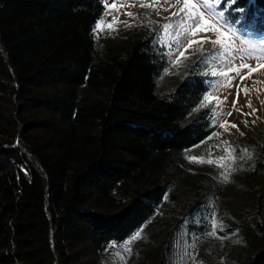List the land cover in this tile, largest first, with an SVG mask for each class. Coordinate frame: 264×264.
<instances>
[{
  "label": "trees",
  "instance_id": "16d2710c",
  "mask_svg": "<svg viewBox=\"0 0 264 264\" xmlns=\"http://www.w3.org/2000/svg\"><path fill=\"white\" fill-rule=\"evenodd\" d=\"M115 1L0 0V264H101L152 220L166 176L215 131L212 110H198L210 90L200 62L164 92L170 60L152 37L100 50L97 24ZM229 11L264 32V0ZM213 209L197 200L189 231L210 232ZM248 264H264V249Z\"/></svg>",
  "mask_w": 264,
  "mask_h": 264
},
{
  "label": "rangeland",
  "instance_id": "374dc122",
  "mask_svg": "<svg viewBox=\"0 0 264 264\" xmlns=\"http://www.w3.org/2000/svg\"><path fill=\"white\" fill-rule=\"evenodd\" d=\"M188 2L203 13V21L198 16L189 20L187 9L178 12L184 0H116L97 24L100 50L125 51L142 37H152L166 50L170 67L160 85L164 92L172 91L200 62L210 83L205 97L210 98L204 97L198 110H212L216 124L211 136L184 153V169L166 176L165 203L139 231L140 238L111 244L101 264H248L250 255L264 249L254 228L256 222L264 225V168L252 175L258 161L264 164V32L232 22L229 29L201 0ZM194 24L201 28L196 35L190 31ZM191 41L200 43L190 46ZM203 198L214 206L210 232L215 235L196 236L187 227L192 217L188 210ZM229 228L234 236L218 233Z\"/></svg>",
  "mask_w": 264,
  "mask_h": 264
},
{
  "label": "snow or ice",
  "instance_id": "6c2138e0",
  "mask_svg": "<svg viewBox=\"0 0 264 264\" xmlns=\"http://www.w3.org/2000/svg\"><path fill=\"white\" fill-rule=\"evenodd\" d=\"M202 4L204 7L208 8L214 17L218 18L219 20H223L224 21V24L225 25H228L229 26V29H231L232 27V23H231V12L229 11L228 12V15L226 16L225 15V11L228 10V9H231V5L233 3H235V0H201ZM177 3H179V0H177ZM220 3H223L224 4V8H219V5ZM112 7H115V5H113ZM141 7H154L153 5H149V4H142ZM187 9V18L189 20H194L196 18V16L199 17L200 20H204V16H203V13H199V12H196L195 9H196V5L195 4H190L188 2V0H184V8L183 9H179L178 12H184V10ZM155 10V8H154ZM234 11L236 12H243L244 9L242 7H239V8H236L234 9ZM178 13H174L173 15H177ZM129 16L132 15V13H128ZM114 20H115V17H114ZM204 23L206 24L207 21H204ZM108 27H111V25H108ZM201 30L200 28V25L199 24H194L191 28H190V31H191V34L192 35H196L197 31ZM217 31L219 32V29H217ZM221 36H224L225 33H220ZM193 43H200V41H191L190 42V46L191 44ZM213 43H223V41L221 40H216V41H213ZM241 68L242 67H249L248 65H241L240 66ZM239 71L240 69L237 68L236 69V72H237V75H239ZM246 93H247V90H245ZM239 96V93L237 94ZM210 97H205V99H209ZM235 103V102H234ZM249 107H251V104L249 103L248 105ZM255 111V110H254ZM247 115V114H246ZM224 126V125H222ZM231 127L233 128H236L237 126L236 125H232ZM225 130L227 131V127H225ZM238 130V129H237ZM241 135H243V133H241ZM194 161H197V162H204L202 159L198 160L196 157H192L190 158ZM223 159V158H222ZM209 163H211L212 161H208ZM209 235H215V231L213 232H210ZM140 238V232H137L130 241H128V243H131L132 241L136 240V239H139ZM130 251V249H129Z\"/></svg>",
  "mask_w": 264,
  "mask_h": 264
}]
</instances>
